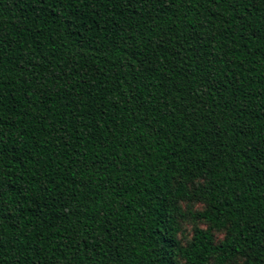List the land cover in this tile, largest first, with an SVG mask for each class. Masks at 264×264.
<instances>
[{
	"label": "trees",
	"instance_id": "16d2710c",
	"mask_svg": "<svg viewBox=\"0 0 264 264\" xmlns=\"http://www.w3.org/2000/svg\"><path fill=\"white\" fill-rule=\"evenodd\" d=\"M0 264H264V0H0Z\"/></svg>",
	"mask_w": 264,
	"mask_h": 264
}]
</instances>
